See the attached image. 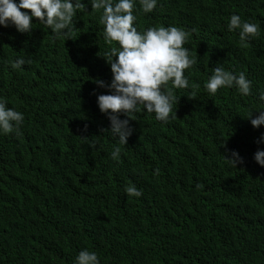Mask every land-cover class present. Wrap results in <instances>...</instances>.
Listing matches in <instances>:
<instances>
[{"label":"trees","instance_id":"obj_1","mask_svg":"<svg viewBox=\"0 0 264 264\" xmlns=\"http://www.w3.org/2000/svg\"><path fill=\"white\" fill-rule=\"evenodd\" d=\"M82 3L70 39L35 20L30 34L0 27V98L24 115L20 135H0V264H72L84 248L100 264H264V168L253 160L264 126L245 118L264 108V0H157L151 13L137 0L138 31L182 28L196 63L185 70L192 87L173 89L168 123L130 116L119 162L96 105L106 89L93 83L110 81L102 55L117 45L103 38L101 12ZM232 14L259 34L241 43L227 29ZM17 57L31 63L14 71L5 61ZM218 66L243 71L251 93L210 96L204 84ZM226 149L243 164L231 166ZM127 184L142 195L126 196Z\"/></svg>","mask_w":264,"mask_h":264},{"label":"clouds","instance_id":"obj_2","mask_svg":"<svg viewBox=\"0 0 264 264\" xmlns=\"http://www.w3.org/2000/svg\"><path fill=\"white\" fill-rule=\"evenodd\" d=\"M87 3L91 10L101 12L99 23L103 26L104 40L117 45L102 55L110 69V81L95 79L93 83L100 89H106V94L96 95V105L110 124L102 132L107 130L116 141L109 158L119 162L120 146L127 144L134 131L130 116L143 110L154 113L155 119L164 123L174 118L173 105L177 103V98L173 89L192 87L185 70L190 69L196 59L184 47L187 33L180 27L168 25L138 31L135 24L137 15L134 14L137 0H87ZM138 3L139 11L143 13H151L157 7V0H138ZM77 10L87 11L82 0H0V27L11 26L18 33L30 34L35 20L48 27L54 39H70ZM227 29L229 32H238L241 43L259 34L258 24L242 20L237 14L228 17ZM5 63L15 71L31 61L17 57ZM251 87L252 82L243 71L237 74L225 70L223 66L211 68L204 84V90L210 96L222 88H234L239 95L248 96ZM257 99L264 102V90L258 91ZM121 115L126 118L121 119ZM245 118L253 128L264 126V108L250 110ZM23 121V113L15 107H9L7 101L0 98V135H20ZM255 142L264 143V133ZM226 152L229 154L224 158L231 166L243 164V157L238 152L227 149ZM253 160L264 168V149L257 148ZM195 187L199 189L200 185L196 184ZM123 190L126 196L138 198L142 195V191L134 184L125 185ZM72 264L100 262L95 251L84 248L75 255Z\"/></svg>","mask_w":264,"mask_h":264}]
</instances>
